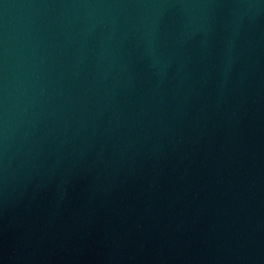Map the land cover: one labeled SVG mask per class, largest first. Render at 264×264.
I'll return each instance as SVG.
<instances>
[{"label":"water","instance_id":"obj_1","mask_svg":"<svg viewBox=\"0 0 264 264\" xmlns=\"http://www.w3.org/2000/svg\"><path fill=\"white\" fill-rule=\"evenodd\" d=\"M0 264H264V0H0Z\"/></svg>","mask_w":264,"mask_h":264}]
</instances>
